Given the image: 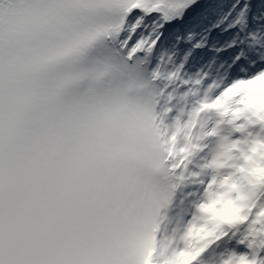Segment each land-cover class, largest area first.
<instances>
[{
  "label": "snow or ice",
  "instance_id": "snow-or-ice-1",
  "mask_svg": "<svg viewBox=\"0 0 264 264\" xmlns=\"http://www.w3.org/2000/svg\"><path fill=\"white\" fill-rule=\"evenodd\" d=\"M0 264H264V0H0Z\"/></svg>",
  "mask_w": 264,
  "mask_h": 264
}]
</instances>
